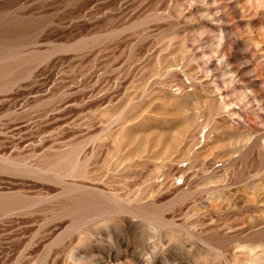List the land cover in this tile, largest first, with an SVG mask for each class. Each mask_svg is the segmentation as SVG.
<instances>
[{
    "label": "rangeland",
    "instance_id": "1",
    "mask_svg": "<svg viewBox=\"0 0 264 264\" xmlns=\"http://www.w3.org/2000/svg\"><path fill=\"white\" fill-rule=\"evenodd\" d=\"M210 248L264 264V0H0V264Z\"/></svg>",
    "mask_w": 264,
    "mask_h": 264
},
{
    "label": "clouds",
    "instance_id": "2",
    "mask_svg": "<svg viewBox=\"0 0 264 264\" xmlns=\"http://www.w3.org/2000/svg\"><path fill=\"white\" fill-rule=\"evenodd\" d=\"M150 228V231H153L155 232V229L152 228L151 226H149ZM187 240L190 242V243H196V242H199L198 241V238L196 236H194L191 231L189 232L188 236H187ZM202 243V242H201ZM214 255L212 257H209L206 261L203 262V264H216V262L218 261L219 257H220V252L219 250L217 249H209ZM76 251H71L70 250V257H71V264H94V261L95 259L92 257V258H89V259H85V258H80V259H77L76 258Z\"/></svg>",
    "mask_w": 264,
    "mask_h": 264
}]
</instances>
